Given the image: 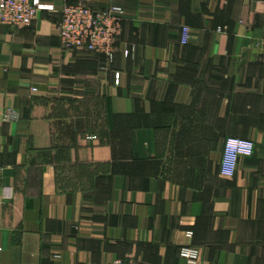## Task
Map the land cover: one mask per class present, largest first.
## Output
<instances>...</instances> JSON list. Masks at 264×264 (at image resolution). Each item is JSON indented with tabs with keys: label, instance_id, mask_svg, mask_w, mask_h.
<instances>
[{
	"label": "crops",
	"instance_id": "obj_1",
	"mask_svg": "<svg viewBox=\"0 0 264 264\" xmlns=\"http://www.w3.org/2000/svg\"><path fill=\"white\" fill-rule=\"evenodd\" d=\"M80 1L124 8L112 63L63 47ZM41 2L0 26V264H264V0Z\"/></svg>",
	"mask_w": 264,
	"mask_h": 264
},
{
	"label": "built area",
	"instance_id": "obj_2",
	"mask_svg": "<svg viewBox=\"0 0 264 264\" xmlns=\"http://www.w3.org/2000/svg\"><path fill=\"white\" fill-rule=\"evenodd\" d=\"M53 6L45 5L41 0H0V26H29L33 24L42 10H52ZM125 10L120 5H109L102 9H93L80 1L67 4L62 10L60 23V37L66 50L85 48L89 52L104 55L109 63L115 58V46L123 33ZM190 28L184 26L182 42L188 43ZM109 70L108 66L103 68ZM116 83L121 79V74L115 72ZM37 92V88H33ZM14 114L13 109H8L5 118ZM255 144L252 140L229 137L225 141L224 154L220 171L222 176L233 177L237 171L238 161L242 156H251ZM180 256L186 264H199L201 250L196 246H183ZM96 264V263H90ZM103 264H136L132 260L116 258Z\"/></svg>",
	"mask_w": 264,
	"mask_h": 264
}]
</instances>
